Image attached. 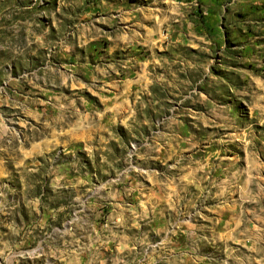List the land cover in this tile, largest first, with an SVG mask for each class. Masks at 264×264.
I'll list each match as a JSON object with an SVG mask.
<instances>
[{
    "label": "rangeland",
    "instance_id": "1",
    "mask_svg": "<svg viewBox=\"0 0 264 264\" xmlns=\"http://www.w3.org/2000/svg\"><path fill=\"white\" fill-rule=\"evenodd\" d=\"M0 264H264V0H0Z\"/></svg>",
    "mask_w": 264,
    "mask_h": 264
}]
</instances>
